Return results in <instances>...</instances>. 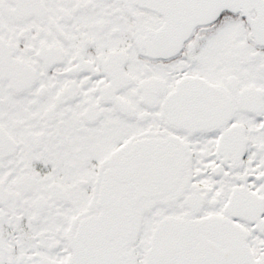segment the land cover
I'll return each instance as SVG.
<instances>
[{
  "label": "snow or ice",
  "instance_id": "snow-or-ice-1",
  "mask_svg": "<svg viewBox=\"0 0 264 264\" xmlns=\"http://www.w3.org/2000/svg\"><path fill=\"white\" fill-rule=\"evenodd\" d=\"M0 264H264V0H0Z\"/></svg>",
  "mask_w": 264,
  "mask_h": 264
}]
</instances>
